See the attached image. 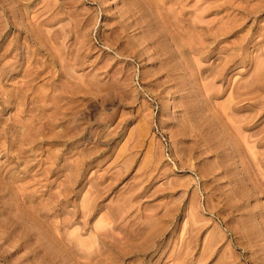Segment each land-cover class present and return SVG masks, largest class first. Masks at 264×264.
Returning <instances> with one entry per match:
<instances>
[{"label": "rangeland", "instance_id": "rangeland-1", "mask_svg": "<svg viewBox=\"0 0 264 264\" xmlns=\"http://www.w3.org/2000/svg\"><path fill=\"white\" fill-rule=\"evenodd\" d=\"M0 264H264V0H0Z\"/></svg>", "mask_w": 264, "mask_h": 264}]
</instances>
